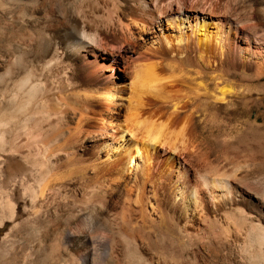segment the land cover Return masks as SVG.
Returning <instances> with one entry per match:
<instances>
[{"label":"rangeland","instance_id":"obj_1","mask_svg":"<svg viewBox=\"0 0 264 264\" xmlns=\"http://www.w3.org/2000/svg\"><path fill=\"white\" fill-rule=\"evenodd\" d=\"M212 2L221 12L227 0ZM232 2L239 9L237 11L248 10L249 13L255 11L257 17L262 16L260 20L257 19L259 22L262 21V24L259 25L255 20L256 24L253 25L255 28L253 29L252 25L250 26L252 28L246 26L248 29L243 27L242 34L254 33L264 36V12L256 0H232ZM124 9L121 0H0V75L4 77L10 65L13 72L12 75H6L7 78H3L4 82H0V106L2 108L5 106L2 112L7 113V107L13 102L12 94L15 92L13 83L25 75L31 67L36 72L39 71L37 64L29 61V55L34 50L49 45H56L63 50L69 47L67 43L80 37L73 19L81 20L84 27H88L85 28L87 32L96 31L107 51L121 54L122 60L120 59L116 64L111 60L102 61L103 68H110L111 72L100 71L101 77L95 75L90 79L82 72H74L70 82L74 84L72 87L76 85L75 88L63 87L51 76L42 78L41 84L43 83L45 88L42 102L49 103L59 113H66V123L73 125L74 114L78 111L75 108L77 104L83 103L86 91L99 83L106 82L112 75L117 83L116 90L119 96L122 94L121 99L127 101L136 70L135 62L139 60L143 63L147 62V58L143 56V48L139 47H143L145 44L143 41L149 36L152 37V34L141 38L135 33L138 32L137 28L133 27L132 30L136 34L133 37L136 40L132 37L128 44L125 39L129 33L123 26L127 22ZM220 12L216 14L220 15ZM47 13L48 15H44ZM216 14L212 17L216 18ZM68 18H72V21ZM210 21L212 22V19ZM46 22L49 24V26L46 24L47 32L41 36L40 25ZM56 26L61 28L58 29ZM214 26L213 23L210 27L214 29ZM236 49L240 52L234 61L235 64L231 65L229 70L226 67L223 70L200 73L190 64L177 66L176 77L179 79L180 90L178 97L179 100L188 99L187 110H184L185 113L183 111L182 116L193 114L196 122L191 142L196 149L195 152L197 151V157L195 155L190 157L191 161L193 159L192 164L195 163L194 166L199 169L201 166V169L204 168L202 170L210 175L235 180L234 182L247 192L264 198V73L259 70L264 64V48L240 42ZM19 58L23 66L18 63L17 65L20 66L16 68V64L13 63ZM61 67L62 71L66 66ZM171 70L165 66L163 73L167 71L168 74ZM47 82L50 86L54 85L52 93L48 92L50 86H47ZM224 88L229 92L224 93L226 91ZM47 92L49 94H46ZM48 95L51 97L50 101L46 100ZM90 107L100 111V107L95 103L90 104ZM20 118L22 119L21 116L16 117L6 128L9 131L6 132L7 140L13 139L12 141L19 145L27 140ZM98 137L91 139L97 141L96 143H86V146L92 143L91 147H83L81 150L80 147L78 148L80 150L78 152L85 155L84 159L96 147L101 136L99 139ZM34 149L33 152L36 153ZM0 155V201L3 202L9 195L16 203L14 210L4 205L0 206V264H264L249 258L250 255L245 251L250 245L253 220L256 219L246 212L245 205H236L233 211L222 212L223 214L217 217L210 214L205 220H197L194 227L184 229L180 221L171 217L147 220L139 209L137 198L134 197V201L125 203L122 191L107 197L108 212L105 213L104 220L101 219V222L105 221V225L101 226L104 229L101 227L94 229L97 235L100 232L96 241L82 245L76 242L74 244V241L63 242L64 235L71 230L75 232L79 224L81 231L85 230H82L84 226L81 220L92 208V204L88 201L90 190L81 174L84 169L83 161H67L64 155L59 158L56 164L59 166H55V171L53 170L54 173L52 172L49 179L52 185L62 186L67 196L57 197V203L49 197L50 201L45 200L46 208L38 209L32 207L29 192L25 195L23 191L24 186L27 185L39 187L38 177L40 173L46 172L45 164L40 163L35 166L30 160H23L19 155L9 152H2ZM198 156L202 160L200 158L198 160ZM196 180L195 184L199 188L201 186L200 189H205L201 182H198L200 180ZM77 231H80V228ZM90 244L91 246L88 247ZM93 245H96L95 249ZM85 255H88V259Z\"/></svg>","mask_w":264,"mask_h":264},{"label":"bare ground","instance_id":"obj_2","mask_svg":"<svg viewBox=\"0 0 264 264\" xmlns=\"http://www.w3.org/2000/svg\"><path fill=\"white\" fill-rule=\"evenodd\" d=\"M212 1L121 0L125 7V12H123L126 13L127 18L123 26L129 33L125 41L129 44L136 35L132 30L133 27L137 28L138 32L135 33H138L141 38L152 34V37H145L143 41L145 44L139 47L143 48V56L147 58V62L143 63L140 60L135 62L136 70L130 84L128 91L130 96L127 101L121 99L122 94L119 96L113 75L107 77L106 82L102 81L103 83L88 89L83 103L77 104L75 108L78 111L74 114L73 125L66 123V113H59L49 103L42 102L41 98L45 88L43 83L41 84V79L51 76L59 85L75 88L76 85L72 87L74 84L70 82L74 72H82L86 78L90 79L95 75L100 76V71L111 72L110 68H103L104 62L102 61L111 60L116 64L120 62V59L122 60L121 54H112L107 51L99 39V34L96 31L87 32L85 30L87 26L84 27L82 21L77 19L73 21H75L74 25L80 37L74 41L70 39L71 42L67 43L68 48L61 50L56 45H49L43 49L35 48L36 50L28 54L29 61L36 63L39 71L36 72L31 67L21 78L17 77L18 80L13 83L15 92L12 94L13 102L7 107L8 112L3 113L2 109L5 106L2 105L3 108L0 106V154L2 152L17 154L23 160H30L35 166L40 163L45 164L46 172L40 173L38 177L39 187L32 186V188L27 185L24 186L23 191L25 195L29 192L32 207L38 209L46 208L45 200L49 197L56 202L57 197L67 196L62 186L52 185L49 179L59 158L64 155L67 161H83L84 169L81 174L90 190L88 201L92 204V208L81 220L84 226L82 230H85L81 231L79 224L77 230L80 228V231L67 232L62 239L63 242L64 240L65 242L74 241V244L76 242L82 245L96 241L100 232L98 230L97 235L94 229L105 225V221L101 222V219L104 220L105 213L108 212L107 197L122 191L125 203L134 201V197L137 198L139 209L147 220L154 221L158 218L171 217L180 221L184 229L194 227L197 220H205L210 217V214L217 217L222 212L233 211L236 205H245L246 212L256 218L252 219L250 245L245 251L250 255L249 258L264 263V198L247 192L234 182L235 178L232 181L228 177L210 175L200 166L201 171L199 167L194 166L195 163L192 164L193 159L192 161L190 159L197 153L191 142L196 122L193 114V116L191 114L182 116L183 111L187 110L188 99L179 100L177 66L190 64L200 73L223 70L226 67L229 70V67L235 64L234 61L240 52L236 49L240 42L264 48V36L254 33L242 34L243 27L254 29L256 24L254 21L262 16L257 17L254 14L255 11L253 13H249L248 10L237 11L238 8L234 6L232 0H227L220 12L218 11L220 8ZM256 3L264 12V0H256ZM217 12H220V15H217ZM213 14L217 17L213 18ZM70 20L72 21V18ZM47 22L40 25V31H38L41 36L47 32L49 26ZM257 22L262 24V21L257 20ZM213 23L215 24L214 29L210 27ZM256 27L258 28V25ZM20 62L21 58L12 63L16 64V67L21 65ZM18 63L20 65H17ZM62 65L66 67H63L61 71ZM165 66L172 69L170 73L167 74V71L163 73ZM9 67L6 75H12V67ZM15 67L13 68H18ZM259 70L264 73V64L259 67ZM6 75L4 77L0 75V82L3 78H7ZM54 81L51 82L55 84ZM53 84L51 86L48 84L49 91L47 89L46 91L52 93ZM48 92L46 94H49ZM150 92L152 95H148ZM46 98H48L47 101L51 99L49 95ZM94 103L100 107V111L90 107V104ZM19 116L22 117L20 124L27 136L25 137L27 140L20 145L12 141L13 139L9 141L6 138L7 126ZM18 136L17 140L20 139ZM98 136L101 138L99 139ZM97 137L99 140L96 147L84 159L85 155L79 153L78 148L80 147L81 150L83 147H91L92 143L87 146L86 143H96L97 141L91 139ZM60 141L63 142L59 143ZM33 149L37 152L34 153ZM200 152L203 153L202 150ZM199 158L198 156V160L201 159ZM41 167L44 168V166ZM196 179L200 180L198 182H201L205 189H200L201 186L199 188L195 184ZM52 201L50 204L53 203ZM15 204L9 195L3 202L0 201V206L4 205L11 210L16 208ZM103 227L101 228L104 229ZM90 246L91 244L88 247Z\"/></svg>","mask_w":264,"mask_h":264}]
</instances>
